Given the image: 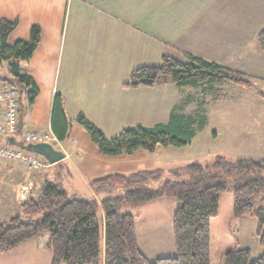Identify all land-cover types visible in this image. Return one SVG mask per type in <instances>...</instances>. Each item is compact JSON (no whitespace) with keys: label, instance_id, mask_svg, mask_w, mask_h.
I'll return each instance as SVG.
<instances>
[{"label":"crops","instance_id":"1","mask_svg":"<svg viewBox=\"0 0 264 264\" xmlns=\"http://www.w3.org/2000/svg\"><path fill=\"white\" fill-rule=\"evenodd\" d=\"M0 18L16 21L7 38L10 44L27 39L32 25H38L41 32L32 57L16 60L21 73L31 76L39 88L32 104L26 98L20 103V131L52 133L51 107L56 94L62 96L69 121L67 138L59 141L65 157L35 172L37 187L45 179H57L56 173L74 155L76 164L72 165L81 179L80 189L94 196L92 179L117 172L116 168L128 167L134 160L136 151L114 156L97 151L78 123L79 116L106 139L129 127L168 121L183 87L166 80L152 88H125L134 69L159 65L164 55L184 60V53L246 76L252 75L253 67H261L252 59L257 33L264 26V0H0ZM251 32L250 37L247 33ZM9 63L0 61V92L12 77ZM3 113L0 101V120ZM11 143L16 146L11 138H0V144ZM26 171L22 164L0 159V206L5 212L0 222L19 212L16 195ZM65 171L64 176H70ZM66 184L74 194L76 184L70 180ZM46 241L40 236L27 239L1 253L0 264H51Z\"/></svg>","mask_w":264,"mask_h":264},{"label":"trees","instance_id":"2","mask_svg":"<svg viewBox=\"0 0 264 264\" xmlns=\"http://www.w3.org/2000/svg\"><path fill=\"white\" fill-rule=\"evenodd\" d=\"M15 27L16 21L0 18V61H10L12 77L5 81L16 87L20 106L21 95L32 104L39 88L31 76L21 73L15 61L32 57L41 32L38 25H32L27 39L10 44L7 38ZM256 40L264 52V26ZM183 56L184 60H179L164 55L159 65L134 69L124 87L152 88L169 80L177 87L204 88L203 92L216 83L251 88L247 76L239 71L189 53ZM77 121L99 152L107 156L185 146L206 125L204 115L183 113L180 106L172 108L166 123L129 127L112 139H106L83 116ZM50 124L57 140L64 141L69 121L59 94L53 97ZM18 133L13 141L24 148L19 126ZM162 173L161 169L139 170L94 178L89 183L94 193L90 198L76 197L60 183L45 179L27 201L19 204L17 214L0 222V254L47 232L45 247L52 253L51 264H264L263 160L216 155L213 170L194 160L169 170L167 178L158 183ZM101 193L106 196L98 199ZM162 198L179 201L172 217L176 255L151 261L139 248L134 216L121 208L123 204L138 206ZM245 215L257 219L255 234L262 248L257 258L249 249L238 247L232 229V223Z\"/></svg>","mask_w":264,"mask_h":264},{"label":"rangeland","instance_id":"3","mask_svg":"<svg viewBox=\"0 0 264 264\" xmlns=\"http://www.w3.org/2000/svg\"><path fill=\"white\" fill-rule=\"evenodd\" d=\"M247 34L251 37L253 32ZM256 47L257 52L252 60L261 64V70L253 67L252 75L247 76L251 83L250 89L234 83H217L209 86L208 91L205 92L201 87L184 86L180 89L173 107L180 106L183 113H200L206 117L205 127L196 133L189 144L181 147L168 146L165 149L161 147L154 155L138 149L134 153L132 163H129L128 167L116 168L117 172L128 175L139 170L161 169L162 178L158 181L161 183L167 178L166 174L169 170L182 168L194 160L207 170H213L216 155L230 159L247 157L264 161V52L258 48V45ZM23 100L25 96L21 95V102ZM81 143L86 149H90L89 145L86 147L83 142ZM93 146L98 151L94 143ZM142 154L145 155L144 159ZM72 163L76 164L74 155L71 161L65 162V169L56 173L57 179L52 182L58 183L63 180L66 189L71 193L73 191L66 184L70 180L76 184V192L73 195L80 198L92 197L93 195L88 191L86 193L80 189L81 179L77 176L78 173ZM44 169L46 168H41L39 171ZM66 169L71 172L70 176H64ZM39 187L34 186V191ZM105 196V193H101L97 198ZM178 205L179 201L175 198H162L138 206L123 204L121 211L129 212L134 216L139 248L149 260L176 255L172 217ZM1 208L2 206H0V217L5 213ZM97 216L101 222L100 211L97 212ZM256 226L257 219L252 215L242 216L232 223L233 232L238 239V247L249 249L254 258L262 252L255 234ZM47 237V232L40 235L41 239Z\"/></svg>","mask_w":264,"mask_h":264},{"label":"built area","instance_id":"4","mask_svg":"<svg viewBox=\"0 0 264 264\" xmlns=\"http://www.w3.org/2000/svg\"><path fill=\"white\" fill-rule=\"evenodd\" d=\"M0 101L4 105L3 119L0 120V138H15L18 133L19 107L18 91L16 87L9 84L0 92ZM25 144L49 143L54 147H60V142L51 132L27 130L20 132ZM0 159L8 162H17L27 168L26 177L18 186L16 198L23 203L29 199L34 190L33 174L41 168L49 167V163L40 155L13 147L9 144H0Z\"/></svg>","mask_w":264,"mask_h":264},{"label":"water","instance_id":"5","mask_svg":"<svg viewBox=\"0 0 264 264\" xmlns=\"http://www.w3.org/2000/svg\"><path fill=\"white\" fill-rule=\"evenodd\" d=\"M23 149L43 156L50 164L58 163L65 157L62 150H58L45 142L28 144Z\"/></svg>","mask_w":264,"mask_h":264}]
</instances>
